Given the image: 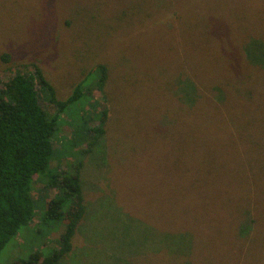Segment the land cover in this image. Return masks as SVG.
<instances>
[{"label": "rangeland", "instance_id": "obj_1", "mask_svg": "<svg viewBox=\"0 0 264 264\" xmlns=\"http://www.w3.org/2000/svg\"><path fill=\"white\" fill-rule=\"evenodd\" d=\"M255 27L264 38V0H0L1 83L35 64L64 100L108 68L104 134L85 154L87 141H67L72 125L55 140L52 166L82 160L87 200L60 264H264V107L231 84L256 64L252 37L234 52ZM40 100L54 112L42 90ZM237 124L238 150L222 149ZM56 194L34 183L37 216L0 264L58 247L65 224L46 216Z\"/></svg>", "mask_w": 264, "mask_h": 264}, {"label": "trees", "instance_id": "obj_2", "mask_svg": "<svg viewBox=\"0 0 264 264\" xmlns=\"http://www.w3.org/2000/svg\"><path fill=\"white\" fill-rule=\"evenodd\" d=\"M252 27L253 24L245 29L248 31ZM254 32L246 37L242 36L244 41H236L234 52L244 50L249 37H252L249 51L253 54L256 64L250 63L252 66L248 65L245 69L235 68L237 82L231 84L239 90L238 96L250 100V104L255 100L262 105L263 110L264 38L259 35L262 29L259 31L255 27ZM194 40L195 45L201 44L199 49L202 52H199L202 58L217 68L215 60L203 54V46L207 51L212 47L201 35ZM253 48L257 50L254 53L251 51ZM245 52L249 57L248 46ZM3 56L8 58L7 54ZM225 63L230 66V59ZM33 66V73L17 72L6 82L0 81V260L3 249L17 238L23 226L37 216L33 191L34 183L40 181L45 184V188H57V194L47 199L46 216L48 219L63 221L65 229L59 237L58 247L52 252L45 254L38 250L27 258L15 259L13 264H60L61 259L73 249V238L87 214V200L83 188L82 160H75L67 169H55L52 166L53 159L60 151L55 146V140L61 132L62 124L72 125L73 133L67 141L71 140L74 146L87 141L88 148L82 151L85 154L90 152L92 145L104 134L105 122L109 115V98L104 92L108 68L103 64L97 65L99 78L96 83L86 87L81 82L75 86L68 98L60 100L42 69L35 64ZM40 90L49 99V103L55 106L54 112L48 111L42 104ZM97 91L103 93L102 99L95 98L94 93ZM82 97L87 98L79 108L76 104L82 101ZM89 103L91 110L87 113L88 120L77 124L76 121L81 120L83 108H88L86 105ZM214 107L217 109L216 105ZM66 112L70 115L69 120L63 118ZM243 117L241 113L238 114L239 119ZM95 119L98 124L92 125L90 121ZM246 126H249V123H246ZM239 130L244 129L238 128V124L234 129H227L228 139L223 142L222 149L238 150L241 144L237 141L241 138L238 136ZM90 134L92 140L88 139Z\"/></svg>", "mask_w": 264, "mask_h": 264}]
</instances>
